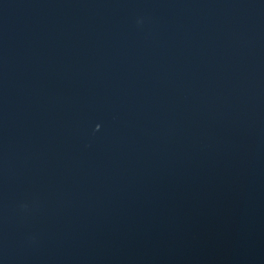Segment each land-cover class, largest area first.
Segmentation results:
<instances>
[{
  "label": "water",
  "instance_id": "1",
  "mask_svg": "<svg viewBox=\"0 0 264 264\" xmlns=\"http://www.w3.org/2000/svg\"><path fill=\"white\" fill-rule=\"evenodd\" d=\"M0 264H264V0H0Z\"/></svg>",
  "mask_w": 264,
  "mask_h": 264
}]
</instances>
